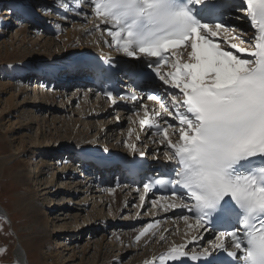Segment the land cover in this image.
<instances>
[{
    "label": "snow or ice",
    "instance_id": "obj_1",
    "mask_svg": "<svg viewBox=\"0 0 264 264\" xmlns=\"http://www.w3.org/2000/svg\"><path fill=\"white\" fill-rule=\"evenodd\" d=\"M86 2L93 8L96 27L111 37L109 47L141 63L136 79L142 87L120 93L119 100L136 103L146 98L163 110L153 109L150 116L141 103L144 116L139 119L142 129L156 127L165 161L174 164L169 177L155 181L172 186V203L161 207L183 208L195 216L190 228L215 232L203 252L188 256L186 244L173 245L159 264L182 257L199 264H264V166L253 168L254 162L264 161V0H239L234 9L242 13L236 19L246 15L260 33L254 48L243 46L248 43L244 29L227 23L233 14L231 0ZM229 29L237 34L230 44L224 40L229 44L225 50L217 38ZM75 55L70 71L101 74L87 53ZM162 66L172 70L165 73ZM103 94L112 105L118 103L112 91ZM165 112L175 123L163 119L161 126ZM124 143L137 151L135 144ZM147 155L139 153L141 160ZM152 188L151 181L143 184L145 194ZM140 200L143 204L145 195ZM183 219L187 222L190 216ZM214 223L225 226L213 229ZM147 232L145 228L136 240Z\"/></svg>",
    "mask_w": 264,
    "mask_h": 264
},
{
    "label": "bare ground",
    "instance_id": "obj_2",
    "mask_svg": "<svg viewBox=\"0 0 264 264\" xmlns=\"http://www.w3.org/2000/svg\"><path fill=\"white\" fill-rule=\"evenodd\" d=\"M30 1L32 4L38 3L40 9L44 11L55 12L57 17L49 13H38ZM1 5H5L6 9L0 13V27L5 28L0 29V34L6 28H10L11 25L14 26V31L11 38L0 39V74L9 75L11 80L14 79L15 81L14 83L7 82L4 86L0 82V93L8 89L11 102L9 101V106L6 108L14 106L17 108L13 112L14 116L8 119V124H4L6 127H3L7 134L12 127L14 129L23 127L28 132L21 133L15 138H13L14 134L8 135L13 139L18 138L20 144L12 153L0 156V176L5 174V167L8 163L26 152L30 153V158L21 160V165L16 168L13 174L17 182L19 181L25 186L22 191L16 194L19 198L18 206L20 209L26 207L28 217L33 219L34 223L39 222L38 231L42 237L45 240H50L49 236L55 233L60 234L61 231H68L70 229L69 220L75 221L77 228L79 226L77 219L81 213L85 212V215L82 216V225L86 226L91 221H97L95 226L106 234L97 245L99 250L95 252L98 258L97 262L103 256L108 258L109 254L106 255L105 253L122 243L129 246L134 243L136 249L141 251L138 253L130 248L131 251L136 252V255L131 257L127 262L128 264H154L156 258L169 251L173 245L193 244L197 237L195 241L192 238L198 231L189 227L193 223L185 220L180 223V218L172 217L170 213L168 216L165 212L163 216L169 220L171 218V221L175 223V228H177V231H174L176 232L175 236L168 237L169 239L166 240L167 228L173 226V223L167 219L166 224L163 225L164 218L162 216L157 217L160 215L159 212H163L158 207L165 205L164 203L150 199L143 202L145 203L143 206L149 202L153 204L152 210L147 211L143 216L140 214L135 198L137 191L124 186H115L116 188L107 190L98 188L93 171L98 176H102V171L92 167V162L101 159L103 165H107L112 158L118 159L135 155L137 151L130 150L127 152L125 150L127 147L124 141L136 144L137 149L141 147L144 152L156 154L158 158L163 160H165V148L159 143L160 139L156 137L146 138L144 133L136 134L135 129L139 126L132 129V125L135 124L134 121L137 116L133 117L129 114L125 116L124 112L119 109L118 103L112 105L110 101L100 100L96 94L89 90H81L77 86L72 87L74 84L72 80L77 78L78 74L67 69L71 61L78 59L75 53H87L88 56H94L97 54L104 55L110 50L109 44L106 43L107 35L104 34L106 31L96 27L97 18L88 20V23L85 24V16L81 15L80 12H75L77 8L82 7L81 4L70 10V6L64 2L55 0H0ZM61 11L68 12L69 18L67 20L58 16V12ZM51 19L56 21L52 23ZM18 21H23V23H18ZM35 26L37 29H34V35H30L29 39L26 40L28 29ZM38 29L50 30L55 36L39 35L38 32L35 34ZM237 29H241V26H238ZM242 29L247 33L243 39L248 41L243 46L252 48L251 34L246 28ZM234 31H228L230 37L236 35ZM98 36L101 37L100 40ZM49 75L56 76V82L49 79ZM29 79H37L39 84L34 83L32 88H29V85L26 84ZM46 83L47 85L51 84V86L53 84V87L49 90L42 88L44 87L42 85ZM59 86L62 87V91L58 90ZM64 89L69 93L66 94ZM92 94L96 99L95 101ZM75 102L77 103L76 109L73 108ZM26 106H30L27 111ZM18 108H21L20 112ZM32 114L33 116H31ZM26 115L31 116L29 120H26ZM99 116L100 118H98ZM12 118H14L13 121ZM125 122L130 124L127 126ZM31 123L37 126L34 134L29 132ZM137 137H139L138 141ZM171 139L175 140L176 137L173 136ZM26 140L27 142H25ZM151 142L153 147L150 145ZM26 143L31 144L27 145ZM100 146L106 149L105 158ZM90 160L92 161L88 162ZM29 164L34 165L31 171ZM111 170L106 169L105 171L109 173ZM74 176L83 177L78 179ZM93 183L96 184L93 185ZM113 185L116 183L114 182ZM59 195L62 196L61 202H66L68 207L62 206L56 212L54 208H51L53 201L51 196L58 197ZM133 202L136 204L132 205V208L129 207L128 203L132 204ZM88 204L91 205V209L86 211ZM106 205L109 207L108 212L111 216L104 213ZM154 208L157 212H153ZM120 212L124 213L122 220H125L126 217L132 220L135 217L137 222L143 221L140 222L143 226L128 231L125 225H119V229H127V232L120 234L116 230L117 227L115 228L118 221H112V216L116 218ZM0 214H7L6 209L1 204ZM7 215L9 217V214ZM58 217H62L61 219L65 221L56 224L59 221L56 220ZM85 219L87 222H84ZM152 222H159L156 228L162 224L158 231L154 230L156 228L152 226ZM150 225L151 227H149ZM145 228H148L147 234L135 242L136 236ZM161 237L164 239L161 240ZM190 241L192 242L189 243ZM17 242L18 245L12 251L13 260L8 264H29L24 247L19 240ZM33 242L35 244L36 240ZM200 245L201 243L198 242L197 246ZM51 247L49 246L47 251L45 249L42 254H37L38 261L41 259L43 263L58 264L57 261L59 260L56 261L55 257H59L61 252L55 245L54 248ZM122 247L121 250L124 249ZM105 260L107 264L113 263L108 259ZM94 261L96 262V259Z\"/></svg>",
    "mask_w": 264,
    "mask_h": 264
},
{
    "label": "rangeland",
    "instance_id": "obj_3",
    "mask_svg": "<svg viewBox=\"0 0 264 264\" xmlns=\"http://www.w3.org/2000/svg\"><path fill=\"white\" fill-rule=\"evenodd\" d=\"M30 3H31V1H30ZM32 6H34L35 9H37L36 11L38 13L39 12H42V14L43 13H49V14H52L54 17H57V16H55V12H51V10L44 11L43 9H40V7L38 6V3H33ZM5 9H6L5 5H1L0 6V13L5 11ZM50 21L52 23H54L56 20L51 19ZM0 29H5V28L0 27ZM13 29H14V26H12V25L10 26V28H6V30L2 34H0V39L4 38L7 40V39L11 38V36L13 35V31H14ZM34 29H37L36 26L28 29V33H27L28 35H26V37H25L26 40L29 39L30 35H34V31H35ZM37 32L39 35L41 34V35H46V36H55L53 33H49V32L47 33V32L40 30V29H38L35 32V34H37ZM14 81H15L14 79L11 80L9 75L5 76V75L0 74V82L3 84V86L7 82H13L14 83ZM34 83L39 84V81L37 79H29V81H27L26 84L29 85V88H32ZM42 86H44L42 88H44V89L46 88L48 90L53 87V86L50 87V85H47V83L42 85ZM58 90L62 91V87L59 86ZM64 90H65L66 94L69 93V91L67 92L66 89H64ZM7 91H8V89H7ZM7 91L3 90L2 93H0V156L8 155V154L12 153L13 151H15V148H17L19 146L20 141L18 140V138L17 139H13V138L20 136L21 133L28 132L23 127H18L17 129H14L12 127L11 130H8L9 131L8 134H7V131L5 133L4 127H6L5 125L8 124V119H10L11 116H14L13 112L15 110H17V108H15V106L6 108V106H9V101H10L9 97L11 96V95L9 96V92H7ZM81 97H82V95H81ZM92 98H94L93 94H92ZM95 100L96 99L94 98V101ZM29 107L30 106H26V111ZM73 108L74 109L77 108L76 102L73 104ZM18 110L20 112L21 108H18ZM28 114H30V112H28ZM31 116H33V114ZM31 116L26 115V120H29V118ZM24 118H25V116H24ZM98 118H100V116ZM13 119L14 118H12V121H13ZM30 125H31V129L29 132L34 134L36 129H37V126L33 123H31ZM125 125H127V122H125ZM12 134L15 135L13 138L8 137V135L11 136ZM137 141H138V139H137ZM25 142H27V140ZM26 144L29 145L31 143H26ZM50 145H51V143H50ZM44 150H45V148H44ZM37 156H38V154H37ZM29 158H30V153L26 152L22 156H20L19 158L11 161L5 167V174L3 176L2 175L0 176V204L6 209L7 214H9V217L7 214L6 215L0 214V263L8 264L13 260L12 259V256H13L12 251L18 245L17 244L18 240H19L20 244L24 247V249L27 253L29 264H48V262L43 263V261H41V259H40L41 262L38 261L39 259H38L37 254H42L43 251L45 252V249L47 251V248L49 246H52L51 248H54V245L56 246L58 251L61 252L59 254V257H55L56 261L59 260V261H57L58 264H90V263L91 264L92 263L93 264H101L102 262L104 264H107V261L105 259L110 260L111 263L113 262L112 264H128L127 262L131 259V257L136 255V252H138V253L141 252L139 249L138 250L136 249V246L134 245L133 242H132L133 244H131L130 246L122 243V244H119V246L116 245L114 247V249H112V250L109 249L105 253L106 255L109 254L108 258L106 256L104 258V256H103L102 259L97 262L98 258L95 255V252L99 251L97 248V245L100 243V241H102L103 236L104 235L106 236V234L103 230H101L95 226L97 221H91L86 226L82 225V221H83L82 216L85 215V212L81 213L80 214L81 216L77 219L78 225H79L77 228L75 225V221H73V220L68 221L67 220L70 223V229L68 231H61L60 234L55 233L52 236H49L50 240H45L44 237H42V234L38 231L39 222L34 223L33 219L28 217L26 207L20 209L18 206V199L19 198L17 197L16 194L19 191H22L25 188V186L22 185L19 181L17 182V179L15 178L13 173L16 170V168L19 165H21V163H22L21 160H25V159H29ZM33 167H34V165L32 166L29 164L30 171L33 170ZM84 176H86V173H84ZM74 177L81 179V177H83V176H80V177L74 176ZM58 182H59V180H58ZM93 185H95V183H93ZM32 186H35V185H32ZM42 186H44V185H42ZM47 195H49V194H47ZM51 197H53V201L51 203V206H52L51 208H54V211L56 210V212H58L62 206L68 207V204L66 202H61V200H60L62 197L61 195H59L58 197L57 196H51ZM135 202H136V200H135ZM135 202H133L132 204L128 203L129 207L132 208L134 206V204L137 203V202L136 203ZM69 206H71V205H69ZM90 207H91V205L88 204L86 211L90 210L91 209ZM149 207H150V205H146L143 208H141L140 214L144 216V214L147 211L151 210V209H148ZM108 208H109L108 205H106L104 207V213H107L108 215L111 216V214L108 212V210H109ZM66 209H68V208H66ZM134 213L135 212H133V214ZM148 213L151 214V212H148ZM123 215H124V213L120 212V215L118 214V217L113 218V216H112V221H118V222H116L117 225L115 226V228L117 227L116 230H118V232L120 234H121V232H122V234L127 232V229H128V231H131L132 229H137V228H140L143 226V224L140 223L143 221L137 222L135 217L132 220L130 218H127V217L125 220H122ZM52 216L53 215L51 214V217ZM137 217H139V216H137ZM61 218L62 217H58L56 219V220H59L58 223H56V224H59L61 221H65L64 219L62 220ZM85 221L87 222V219H85L84 222ZM165 221H167V220H165ZM151 224H152V226H155V228H156L157 225H159V222H152ZM162 224L165 225L166 223L163 222ZM119 225H125V227L127 229L126 228H120L121 229L120 230L118 227ZM160 226L154 230L158 231ZM75 230H78V232H75ZM166 233L168 234L166 240H168L169 238L175 236L176 232L174 233L172 231V229L170 228L169 230L166 231ZM108 238H109V236H108ZM34 240H36L35 244L33 242ZM55 241H58V242H55ZM95 241H99V242H95ZM136 241L137 240L135 239V242ZM124 245H126V246H124ZM121 247L124 249L121 250ZM130 248H132V250L134 249L136 252L131 251ZM70 249H72V250L69 251ZM125 250H128V251H125ZM62 257H64V258L62 259ZM94 259H96V262L94 261Z\"/></svg>",
    "mask_w": 264,
    "mask_h": 264
}]
</instances>
